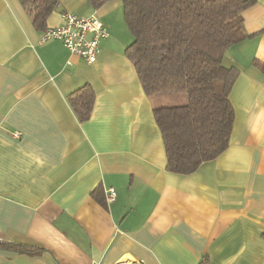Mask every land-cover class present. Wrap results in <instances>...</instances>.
Listing matches in <instances>:
<instances>
[{
    "label": "crops",
    "instance_id": "obj_1",
    "mask_svg": "<svg viewBox=\"0 0 264 264\" xmlns=\"http://www.w3.org/2000/svg\"><path fill=\"white\" fill-rule=\"evenodd\" d=\"M62 12L107 25L92 64L0 0V243L44 249L0 248V264H264V71L253 63H264V0L242 12L249 36L223 57L239 71L229 145L189 174L166 170L152 111L171 99L147 96L126 58L122 1L58 0L46 26ZM86 84L95 99L80 122L68 96Z\"/></svg>",
    "mask_w": 264,
    "mask_h": 264
},
{
    "label": "trees",
    "instance_id": "obj_2",
    "mask_svg": "<svg viewBox=\"0 0 264 264\" xmlns=\"http://www.w3.org/2000/svg\"><path fill=\"white\" fill-rule=\"evenodd\" d=\"M32 24L42 32L58 0H18ZM98 8L107 0H87ZM124 22L132 35L125 48L144 93L184 96L183 104L153 108L161 133L166 170L189 174L213 160L229 145L234 109L229 99L239 73L223 57L233 44L248 37L242 12L254 0H121ZM264 71V63L253 62ZM179 98V99H181ZM95 94L83 85L68 96L80 122L87 120ZM92 197L105 205L99 187ZM0 248L24 254L44 249L17 243ZM206 261L203 258L201 264Z\"/></svg>",
    "mask_w": 264,
    "mask_h": 264
},
{
    "label": "built area",
    "instance_id": "obj_3",
    "mask_svg": "<svg viewBox=\"0 0 264 264\" xmlns=\"http://www.w3.org/2000/svg\"><path fill=\"white\" fill-rule=\"evenodd\" d=\"M62 23L46 27L41 34V40L56 39L60 41L72 54L79 56L86 63L95 62L101 39L108 36L107 25L95 13L88 16L70 12H62ZM69 63V62H68ZM15 137L19 132L13 133ZM115 191H106V201L115 198ZM123 264V263H118Z\"/></svg>",
    "mask_w": 264,
    "mask_h": 264
},
{
    "label": "rangeland",
    "instance_id": "obj_4",
    "mask_svg": "<svg viewBox=\"0 0 264 264\" xmlns=\"http://www.w3.org/2000/svg\"><path fill=\"white\" fill-rule=\"evenodd\" d=\"M126 29V28H125ZM128 32V30L126 29ZM129 33V32H128ZM132 37V36H131ZM132 40V38H131ZM165 99H171V101L166 102L165 106H173V105H178V104H183V101L181 102L179 98L184 97V96H177V95H168V96H163ZM173 99V100H172Z\"/></svg>",
    "mask_w": 264,
    "mask_h": 264
}]
</instances>
